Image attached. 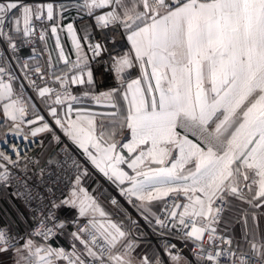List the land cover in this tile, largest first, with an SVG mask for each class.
Returning a JSON list of instances; mask_svg holds the SVG:
<instances>
[{
    "label": "snow or ice",
    "instance_id": "6c2138e0",
    "mask_svg": "<svg viewBox=\"0 0 264 264\" xmlns=\"http://www.w3.org/2000/svg\"><path fill=\"white\" fill-rule=\"evenodd\" d=\"M9 189L0 264H264V0H0Z\"/></svg>",
    "mask_w": 264,
    "mask_h": 264
},
{
    "label": "crops",
    "instance_id": "0c3cea01",
    "mask_svg": "<svg viewBox=\"0 0 264 264\" xmlns=\"http://www.w3.org/2000/svg\"><path fill=\"white\" fill-rule=\"evenodd\" d=\"M61 2H67V0H63ZM73 14L74 13H66V15H73ZM77 24H78V20H77ZM63 39H64V37L62 34V40ZM48 44H49V47L51 48L52 45L54 44V40H49ZM53 56H55V52H53ZM97 110L102 111L104 109L103 108H97ZM108 186L111 187L110 185H106V187H108ZM109 191L112 193V191L110 189H109ZM18 210L20 212H26L25 208L19 203V201L14 199L8 192L0 195V223L15 220L17 218V211Z\"/></svg>",
    "mask_w": 264,
    "mask_h": 264
},
{
    "label": "built area",
    "instance_id": "2783aa9c",
    "mask_svg": "<svg viewBox=\"0 0 264 264\" xmlns=\"http://www.w3.org/2000/svg\"><path fill=\"white\" fill-rule=\"evenodd\" d=\"M61 1H63V0H58V2H61ZM79 23H80V21H78V25H79ZM36 46H37L38 50H39L41 47H43V45L40 44L39 42H37V45H36ZM25 51H26V50H25ZM22 55H23V53H22ZM13 71H14V73H16V74H19V69H18V68L13 67ZM110 83H111V79H110V78H106V80H105V84H110ZM27 91H28V94H29V95L35 96V94L32 93L30 89H28ZM36 102L39 104V101H36ZM41 107H42V106H41ZM8 138H9L10 140H12L13 142L17 143V144H20L21 147H23L24 144H25V142H23L21 139H17V138L12 137V136H9ZM108 187H109V186H108ZM109 189L112 191V194H115V190H114V189H112L111 187H109ZM10 192H11V189L8 190V193H9V194H10ZM4 193H6V192L0 191V195H2V194H4ZM13 198H14V197H13ZM14 199H15V198H14ZM16 200H17V199H16ZM17 201H19V200H17ZM19 203H21V202L19 201ZM21 205L23 206L22 203H21ZM23 207H24V206H23ZM145 230H147V229H145ZM150 239H152L153 242H155V237H150Z\"/></svg>",
    "mask_w": 264,
    "mask_h": 264
},
{
    "label": "trees",
    "instance_id": "16d2710c",
    "mask_svg": "<svg viewBox=\"0 0 264 264\" xmlns=\"http://www.w3.org/2000/svg\"><path fill=\"white\" fill-rule=\"evenodd\" d=\"M79 21V20H78ZM21 204V203H20Z\"/></svg>",
    "mask_w": 264,
    "mask_h": 264
}]
</instances>
